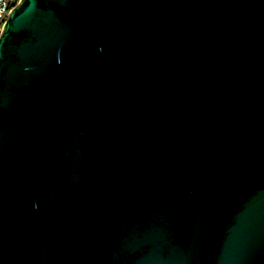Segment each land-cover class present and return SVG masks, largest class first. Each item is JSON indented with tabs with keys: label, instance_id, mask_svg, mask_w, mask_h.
<instances>
[{
	"label": "water",
	"instance_id": "obj_1",
	"mask_svg": "<svg viewBox=\"0 0 264 264\" xmlns=\"http://www.w3.org/2000/svg\"><path fill=\"white\" fill-rule=\"evenodd\" d=\"M0 264H264V0H20Z\"/></svg>",
	"mask_w": 264,
	"mask_h": 264
},
{
	"label": "built area",
	"instance_id": "obj_2",
	"mask_svg": "<svg viewBox=\"0 0 264 264\" xmlns=\"http://www.w3.org/2000/svg\"><path fill=\"white\" fill-rule=\"evenodd\" d=\"M20 0H0V35L6 24L8 16L19 4Z\"/></svg>",
	"mask_w": 264,
	"mask_h": 264
}]
</instances>
